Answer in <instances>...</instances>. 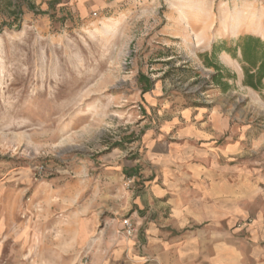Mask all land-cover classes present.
<instances>
[{"label": "rangeland", "instance_id": "rangeland-1", "mask_svg": "<svg viewBox=\"0 0 264 264\" xmlns=\"http://www.w3.org/2000/svg\"><path fill=\"white\" fill-rule=\"evenodd\" d=\"M51 1L0 0V264H91L104 230L143 254L153 218L137 199L192 122L230 123L228 165L264 199V90L225 53L237 78L211 86L200 58L243 33L264 40V0H62L42 15ZM125 218L137 238L118 234Z\"/></svg>", "mask_w": 264, "mask_h": 264}, {"label": "crops", "instance_id": "crops-1", "mask_svg": "<svg viewBox=\"0 0 264 264\" xmlns=\"http://www.w3.org/2000/svg\"><path fill=\"white\" fill-rule=\"evenodd\" d=\"M229 133V122L188 125L176 137L173 169L137 199L139 211L153 218L141 234L148 239L143 254L136 242H104V230L91 264H264L263 194L242 169L229 167L239 146Z\"/></svg>", "mask_w": 264, "mask_h": 264}, {"label": "trees", "instance_id": "trees-1", "mask_svg": "<svg viewBox=\"0 0 264 264\" xmlns=\"http://www.w3.org/2000/svg\"><path fill=\"white\" fill-rule=\"evenodd\" d=\"M62 4V0H53L49 3V10L42 15L52 16V11ZM30 12L35 11L34 5H29ZM22 8H18L16 14L22 15ZM54 15V14H53ZM3 28L0 27V35ZM225 53L233 60L241 64L243 70L244 86L251 88L256 92L264 90V40L252 34H241L235 39L224 40L215 43L211 52L200 55L201 60L208 69L214 70L215 73L210 76L209 84L222 89L224 92L229 91L231 85L229 81L236 80V74L232 73L224 65L218 62L219 55ZM147 81V80H146ZM150 84V80L147 81ZM149 91L143 88V94ZM122 147V144H116L115 148Z\"/></svg>", "mask_w": 264, "mask_h": 264}, {"label": "built area", "instance_id": "built-area-1", "mask_svg": "<svg viewBox=\"0 0 264 264\" xmlns=\"http://www.w3.org/2000/svg\"><path fill=\"white\" fill-rule=\"evenodd\" d=\"M139 225L140 223L132 222L131 218H125L122 220V229L118 234L128 240L136 238L139 233Z\"/></svg>", "mask_w": 264, "mask_h": 264}, {"label": "bare ground", "instance_id": "bare-ground-1", "mask_svg": "<svg viewBox=\"0 0 264 264\" xmlns=\"http://www.w3.org/2000/svg\"><path fill=\"white\" fill-rule=\"evenodd\" d=\"M251 11V10H250Z\"/></svg>", "mask_w": 264, "mask_h": 264}]
</instances>
